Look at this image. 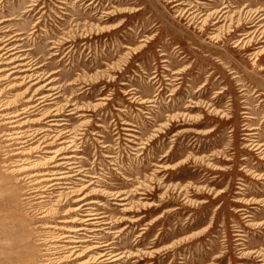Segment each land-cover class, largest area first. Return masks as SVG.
<instances>
[{"label": "rangeland", "instance_id": "1", "mask_svg": "<svg viewBox=\"0 0 264 264\" xmlns=\"http://www.w3.org/2000/svg\"><path fill=\"white\" fill-rule=\"evenodd\" d=\"M261 34L264 0H0V58L37 66L0 72V264H264ZM60 141L87 176L51 194ZM86 193L108 224L61 248Z\"/></svg>", "mask_w": 264, "mask_h": 264}, {"label": "bare ground", "instance_id": "2", "mask_svg": "<svg viewBox=\"0 0 264 264\" xmlns=\"http://www.w3.org/2000/svg\"><path fill=\"white\" fill-rule=\"evenodd\" d=\"M260 37L262 39L264 36H262L261 34ZM261 41H264V38ZM239 43L241 42L239 41ZM9 44L10 42H7L5 47L3 48L6 50L1 55L0 64L5 65V67H1L0 72L10 71L9 73H11V75L18 72L25 73L24 77L36 79L35 69L37 68V66L33 67L32 64L30 65L27 62H20L19 60H23L24 58L17 57L18 51L16 50V48H10ZM37 83L38 81L34 82L32 85H35ZM47 84H49V82ZM47 84L39 86V88H36L34 90L32 96H30L26 100V102L30 104L27 105L25 109L26 111L41 115V117L47 119V122L49 123L48 125L54 128V126H60L61 124L59 123V121L64 120V118L61 116L62 113L59 111H56L53 114L48 113L47 105L51 104L52 102L51 95L48 93H41V90L46 88ZM47 89L50 90V88ZM13 115L12 116L15 117L18 114ZM54 131L57 130L54 129ZM65 143L66 141L59 142V144H61L62 146H60V148L56 152L58 156H56L57 159L52 165L53 169H49L47 172H45L43 175L47 177L37 182H47V187L45 190H47L48 193L51 192V194H53L54 192H63L70 188L71 184H75L73 181L74 179L81 180V175L87 176L85 173H81L84 172V170L81 171L79 165L77 164L78 162L74 160V158H77V156L73 154H66L67 150L65 148ZM92 178L98 177L92 176ZM92 183L94 182H90V184ZM92 195L93 193H86L84 196L76 200L79 204L76 207V212L78 214L76 216L77 218H75L74 221L79 224L74 228L67 229V231L71 232L72 234H66L65 236H63L65 238L64 242L66 244L60 246L61 248L69 247L70 249L77 250L78 248H80L81 244L90 241V239L96 238L95 236L97 231L100 230V225L108 224L107 222H101V218L103 216H101L95 208V205L99 204V202L96 199H90ZM122 199L123 198H120V200ZM82 232L83 235H85V237L87 238H84V236H80L82 235ZM92 251L94 255H91L89 262H87L86 264H113L114 261L120 258L119 256H116L115 253H113L111 242L104 244H95L92 248Z\"/></svg>", "mask_w": 264, "mask_h": 264}]
</instances>
